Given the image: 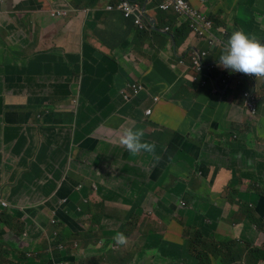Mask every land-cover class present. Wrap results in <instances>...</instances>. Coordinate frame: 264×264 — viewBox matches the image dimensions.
I'll list each match as a JSON object with an SVG mask.
<instances>
[{
    "label": "crops",
    "instance_id": "crops-1",
    "mask_svg": "<svg viewBox=\"0 0 264 264\" xmlns=\"http://www.w3.org/2000/svg\"><path fill=\"white\" fill-rule=\"evenodd\" d=\"M80 1L78 9L76 0H0V202L8 206L0 211V264H48L63 196L72 212L66 263L126 264L132 241V264H198L186 226L237 240L245 225L226 226L232 234L221 227L241 208L225 199L231 182L239 178L247 203L258 198L249 186L264 192V81L255 91L258 134L242 103L253 86L219 65L224 49L209 53L199 74L190 58L209 51L206 41L186 29L175 46L158 32L138 37L132 20L105 10L117 0L91 9ZM208 10L222 17L214 26L227 29L225 43L236 28L263 38L264 0H211ZM137 83L141 93L125 102L121 94ZM123 128H141L154 151L129 153L119 143ZM118 232L127 243L113 251Z\"/></svg>",
    "mask_w": 264,
    "mask_h": 264
},
{
    "label": "clouds",
    "instance_id": "clouds-1",
    "mask_svg": "<svg viewBox=\"0 0 264 264\" xmlns=\"http://www.w3.org/2000/svg\"><path fill=\"white\" fill-rule=\"evenodd\" d=\"M78 3V9H80L81 1L76 0ZM97 0H86L83 4L82 9H91L96 7L99 0L96 4L94 2ZM157 2V5L155 3ZM211 0H197V3L194 4L192 0H142L141 3L137 1H129V0H117V2L109 4L105 10L107 12H119L126 20H132L133 24L138 28L137 31L143 32H153V33H161L163 35H167L170 40L173 42L175 46V39L179 35V32L182 29L187 30V38H189L190 34L195 35L202 41H206L209 46L208 52H197L190 58V63L192 68L196 71V73H202L205 70V60L208 59L209 53H212L215 49H224L221 55L218 58L219 65L228 69L231 72L240 73V77L237 80H242L249 83L253 86V91L245 90L243 92V106L247 110L249 114L250 120H254L257 110V103L259 101V97L255 93L256 91V83L264 81V37L256 39L251 34H246L244 31L236 28L233 30L231 35L227 39V43H225V38H221L228 33L227 29H222L219 32L216 30L214 25L216 23V16L218 13H212L208 10L209 4ZM148 8L155 13V18H151L148 15ZM58 18H66L67 13L65 11H61L56 14ZM158 16L159 24H163L164 17H168L174 20L175 26L177 29L172 32V26L163 24L162 31L156 28L157 22L155 21ZM173 16V17H172ZM145 19V23H143L142 19ZM220 20V16H218ZM154 20V21H151ZM153 23V25L150 24ZM156 24V25H155ZM173 25V24H172ZM182 64V62L180 63ZM230 76H227L228 78ZM142 86L140 83L131 84L128 87L129 93L123 92L121 94L123 100L125 102H130L133 98L137 97L141 91ZM60 101H66L60 100ZM154 103H158L159 100L157 98L153 99ZM66 102H59V104H66L65 111H71V105ZM58 104L55 103L54 105ZM68 104V105H67ZM62 111L63 108H60ZM49 110H47L48 112ZM47 112L40 116L44 117ZM153 110H148L145 112L146 117H150L152 115ZM50 114V113H49ZM42 121V120H41ZM253 123V124H254ZM144 132L141 128H123L122 133L119 137V143L124 146V148L132 154H136L139 152L151 153L154 151V145L143 139ZM235 175L232 174V179ZM238 179L236 178L231 182L232 186H230V190L228 189L227 194L225 195V199L229 200V198L234 199L235 202L239 203L241 208L247 209V212L254 213L253 217L246 218V221H242L240 224L238 222H233L230 225L226 224L225 221L222 222V228L225 229L227 233L232 234V229L227 228L226 226H230L233 229V225H245L246 233L244 236L238 238L237 240L228 238H221V236L210 233V236L213 238H206L200 230L193 229V227L186 226L185 232L194 230L197 232V236L194 237L193 241H188L187 247L192 249L193 251H204V248L210 251L211 255L207 256V259H201L197 256L192 250L189 251L198 261V264H223L231 263V264H256L253 260V256L251 255L254 250L261 251V254H264V192L258 191L257 187L249 186L248 190L252 194H258V198L255 203H247L240 197L242 195V191L240 184L238 183ZM259 186V185H258ZM255 189V190H254ZM81 186L76 189V191H80ZM96 191V189H94ZM61 204L64 206L68 205V198L63 196L61 199ZM6 204L5 202H0V211H5L8 209L3 207L2 205ZM60 205V204H59ZM191 203L187 204L186 202H182L180 204L181 208H189L193 209ZM246 206V207H244ZM240 208V209H241ZM85 211L84 207H80L77 209L76 213L83 214ZM2 213L0 217L3 215ZM55 214V213H54ZM240 214V210L236 214L237 216ZM255 217V218H254ZM0 218V221H2ZM250 219V221L248 220ZM208 230H214L211 227H208ZM82 232L83 243H88L87 233ZM185 237H186V233ZM226 239L229 240V246L224 247L221 245V242L218 239ZM116 244L111 245V250L117 251L120 249V245H124L127 243V237L123 233H116L113 237ZM205 240V241H204ZM132 248L129 250L128 254L123 256V260H127L126 264H132L134 257V252L136 250L135 244L131 241ZM73 245V242L70 243ZM210 245V247H208ZM75 248H78V245L75 244ZM239 248V251L237 250ZM248 250H252L249 252ZM240 252L238 256L237 253ZM66 253L67 247L66 243L60 244L58 250L52 249L48 246L46 251V257L48 264H71L66 263ZM231 253L230 261L228 259V254ZM217 254V260L214 259V255ZM121 262V261H120ZM258 264V262H257Z\"/></svg>",
    "mask_w": 264,
    "mask_h": 264
},
{
    "label": "trees",
    "instance_id": "trees-1",
    "mask_svg": "<svg viewBox=\"0 0 264 264\" xmlns=\"http://www.w3.org/2000/svg\"><path fill=\"white\" fill-rule=\"evenodd\" d=\"M97 1H95L94 4H96ZM129 1H137V2L141 3L142 0H129ZM155 5H157V2L155 3ZM162 21H163V24H166L169 26H172V24H174V20L171 18H168V17H164V19ZM216 22H217V20H216ZM144 34H145V32H143V33L139 32L138 37L143 36ZM59 110H61V109H59ZM37 121L39 122L38 118H37ZM57 209L58 210H56L55 214H53V218L51 221V224H52L54 231H55V238H52L51 243L48 245L52 249H56V250L59 249L60 244L65 243L63 236H65L68 239L67 234H65V232H64V228H65L64 225L66 223L69 225V223L66 221V218H70V216L72 215V212L70 211L69 207L64 206L62 204H60ZM54 215H56V219H55ZM189 234H190V231L186 232V236H188ZM248 251L252 252V250H248ZM193 252L197 256H201V253L199 251H193ZM251 255L253 256V260L255 261L256 264H257V262L259 263V260H262V259L264 260V254H261V251H259V250H254ZM230 256H231V253L228 254V259L230 261H232L230 259ZM81 264H90V263H89V261H85V262H82ZM223 264H231V263H225L224 262Z\"/></svg>",
    "mask_w": 264,
    "mask_h": 264
},
{
    "label": "rangeland",
    "instance_id": "rangeland-1",
    "mask_svg": "<svg viewBox=\"0 0 264 264\" xmlns=\"http://www.w3.org/2000/svg\"><path fill=\"white\" fill-rule=\"evenodd\" d=\"M222 18V17H221ZM221 18H220V20H221ZM222 21V20H221ZM263 37H264V34L262 35ZM264 43V42H263ZM255 125H256V130H257V133L259 134H262V132H261V127H260V125H259V123H258V120L255 118V123H254ZM250 142H249V144L247 145L248 147L250 146ZM261 175V174H260ZM262 176V175H261ZM262 181L264 180V177L262 176V179H261ZM256 182L257 183H259L260 182V179L259 178H257V180H256ZM259 185V184H258ZM255 190V189H254ZM227 202L229 203V205H230V207H231V210H233V208L235 207H238V206H240V204L239 203H237V202H235L234 201V199H232V198H229V200H227ZM80 206H83V205H80ZM244 207H246V206H244ZM255 214L254 213H249V212H247V209H245V208H241L240 209V214L237 216L235 213L233 214H230L229 215V217H228V219L227 220H225V223L226 224H228V225H230L231 223H233V222H238L239 224L242 222V221H246V218H248V217H253ZM255 218V217H254ZM14 230L16 231V232H18V233H22L23 232V226L22 225H16L15 227H14ZM191 231V230H190ZM192 231H194V230H192ZM221 235V234H220ZM186 238V240L187 241H193L194 240V236L192 235V233H190L188 236H186L185 237ZM221 238H224V236H222L221 235ZM205 241V240H204ZM127 246V245H126ZM128 247V246H127ZM237 250L239 251V248H237ZM189 251H191V248L189 249ZM128 252H129V248L127 249V250H125L124 251V253H125V256L128 254ZM200 253H201V256H199L201 259H207V256H209V255H211V253H210V251H208L207 249H205L204 248V251H200ZM237 255L239 256L240 255V252H238L237 253ZM32 257V255H30V256H28L27 258H31ZM26 257H24V261L23 262H27V260L25 259ZM217 258H218V255L217 254H215L214 255V259L215 260H217ZM258 264H264V260L262 259V260H259V263Z\"/></svg>",
    "mask_w": 264,
    "mask_h": 264
},
{
    "label": "water",
    "instance_id": "water-1",
    "mask_svg": "<svg viewBox=\"0 0 264 264\" xmlns=\"http://www.w3.org/2000/svg\"><path fill=\"white\" fill-rule=\"evenodd\" d=\"M140 18L142 19L143 23L147 24V23L145 22V19H144L143 17H140ZM150 24L153 25V23H151V22H150Z\"/></svg>",
    "mask_w": 264,
    "mask_h": 264
},
{
    "label": "built area",
    "instance_id": "built-area-1",
    "mask_svg": "<svg viewBox=\"0 0 264 264\" xmlns=\"http://www.w3.org/2000/svg\"><path fill=\"white\" fill-rule=\"evenodd\" d=\"M2 206H3V207H6V204H3Z\"/></svg>",
    "mask_w": 264,
    "mask_h": 264
}]
</instances>
